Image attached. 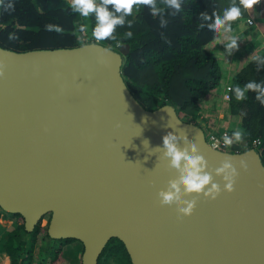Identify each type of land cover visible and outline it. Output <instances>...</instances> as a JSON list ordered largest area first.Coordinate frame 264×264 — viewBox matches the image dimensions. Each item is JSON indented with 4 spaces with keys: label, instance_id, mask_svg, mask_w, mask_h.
<instances>
[{
    "label": "water",
    "instance_id": "95a60500",
    "mask_svg": "<svg viewBox=\"0 0 264 264\" xmlns=\"http://www.w3.org/2000/svg\"><path fill=\"white\" fill-rule=\"evenodd\" d=\"M129 43L0 45V207L32 231L112 238L132 264H264V162L213 147L174 104L144 106L123 73Z\"/></svg>",
    "mask_w": 264,
    "mask_h": 264
},
{
    "label": "trees",
    "instance_id": "16d2710c",
    "mask_svg": "<svg viewBox=\"0 0 264 264\" xmlns=\"http://www.w3.org/2000/svg\"><path fill=\"white\" fill-rule=\"evenodd\" d=\"M248 7L249 0H0V45L26 50L98 40L117 48L127 42L122 73L136 98L148 108L171 102L183 119H204L208 129L201 109L226 78L210 45L222 35L224 19L247 21ZM230 83L223 107L238 127L228 132L239 150L259 138L264 162V50L237 66ZM0 209L17 217L11 227L0 222V251L10 264H80L62 262L60 245L79 240L49 236L41 221L27 230L20 213ZM113 256L132 264L119 238L107 243L99 264H115Z\"/></svg>",
    "mask_w": 264,
    "mask_h": 264
},
{
    "label": "rangeland",
    "instance_id": "374dc122",
    "mask_svg": "<svg viewBox=\"0 0 264 264\" xmlns=\"http://www.w3.org/2000/svg\"><path fill=\"white\" fill-rule=\"evenodd\" d=\"M249 11L252 14L256 15V16L253 15L254 19H255V23H256V21H258V23L261 24V27H262V28H260V26L258 24H256L257 25L256 30L258 29L259 33L256 32L258 34V36L257 35L252 36L253 39L251 42V46H253V45H258L260 42L264 41V31H263V28H264V0H249ZM260 14H261V17L259 16ZM257 15H258V18H257ZM253 16H252V18H253ZM229 20H232V19H229ZM225 22H227V23L223 24V27L225 28V32H224L223 36L218 37V39H222V40L219 41L217 44H213V42H212V44L210 46L216 54H219L218 56L220 58L219 60L221 62V66L229 74L230 72L233 73L236 70L235 63L237 62V60L235 59V53L234 52L238 50L240 52V55H237L236 58H240L243 56L244 51L246 49H248L247 43H244V45L242 46L241 38H244V36H245V38H250V33L248 30H245V31L237 30L236 26L235 27L230 26V28H228L227 24L230 22L228 20ZM233 23H234V25H237L236 22H233ZM218 99L220 101V104H218V106H222L221 101H223L224 99H222V100L220 98H218ZM212 103H213V101L212 102L209 101L206 105L213 106V108L215 109V106ZM215 105H217L216 102H215ZM208 106L201 109L202 114L206 118H209L210 123H209L208 129H217V130H222V131L228 132L229 128H231V129L236 128V127H234V126H236L234 120H231V118L228 121L226 119H223L224 113L222 115H219V116H216L213 113H211V114L207 113L208 109L210 108V107L208 108ZM219 120H220V124H219ZM200 121H202V120L200 119ZM200 121H197V122L202 124ZM223 123H224V125H222ZM229 123H230V125H228ZM205 124L206 123L202 124V126L205 128V131L207 133V126ZM222 127H224V128H222ZM2 213L4 214V216L2 215ZM9 216L13 217V218L5 217V212H3L0 209V222L7 223V225L13 224V221L15 219H17V217L11 216V215H9ZM46 219H47L46 217H44L42 219V221H41L42 225H46V221H47ZM77 243H79V242H77ZM79 244H81V243H79ZM60 245L62 246L61 247L62 252H64V253L68 252V250L64 248L66 243H64L63 245L62 244H60ZM80 250L78 253H81ZM124 254H125V252H124ZM0 257L5 261L6 255L4 253H2V255L0 254ZM3 260H1V263L5 264ZM112 260L115 264H118V262L116 261V258L114 256L112 257ZM61 261L63 262L64 258ZM65 262L67 263V261H65ZM53 263H55V261Z\"/></svg>",
    "mask_w": 264,
    "mask_h": 264
},
{
    "label": "crops",
    "instance_id": "0c3cea01",
    "mask_svg": "<svg viewBox=\"0 0 264 264\" xmlns=\"http://www.w3.org/2000/svg\"><path fill=\"white\" fill-rule=\"evenodd\" d=\"M248 9H249V7H248ZM248 17H252L253 15L255 16V14H252L251 12H249L248 11ZM254 16H253V18H254ZM248 17H247V21H246V19H241V20H238V19H235V20H229V19H231V18H228V19H224L223 20V22H222V28H223V31H222V35L221 36H223V34H224V32H225V28L223 27V24H225V23H227V22H225V21H229L230 23H228L227 24V26H228V28H230V26H236V29L237 30H243V31H245V30H248L249 31V33H250V38H245V36H244V38H241V43H242V46L244 45V43H247L248 44V49H246L245 51H244V53H243V56L242 57H240V58H236V56L237 55H240V52L237 50V51H235L234 53H235V59L237 60V62L235 63V66H236V68H237V66H239L241 63H243V62H245L246 60H248V59H250L252 56H254V55H256V54H258V53H260V52H262L263 50H264V41L263 42H260L258 45H253V46H251V42H252V39H253V37L252 36H254V35H257L258 36V34L257 33H259V30L257 29L256 30V24H258L259 26H260V28H262L261 27V24H259L258 23V21H256V23L254 24V23H249V21H248ZM233 22H236L237 23V25H234V23ZM252 25V26H251ZM251 26V27H250ZM250 27V28H249ZM257 32V33H256ZM252 37V38H251ZM245 39V40H244ZM222 39H216L214 42H213V44H217L219 41H221ZM250 41V42H249ZM217 56L219 55V54H216ZM219 57V56H218ZM220 59V58H219ZM224 71H225V69H224ZM231 73V72H230ZM228 74V72L227 71H225V82H224V86H222V87H219L218 88V91H217V93H216V95L214 96V97H211V98H209L208 100L209 101H213V103L212 104H214V106H215V109L213 108V106H208V111H207V113H209V114H211V113H213V114H215L216 116H219V115H222L223 113H224V116H223V119H226L227 121L229 120V119H227V117H226V114H225V112H224V97H223V92H224V89L226 88V86H227V84L228 83H230V80H231V76H232V74L234 73H231V74ZM222 89V90H221ZM218 98H220L221 100L222 99H224L223 101H221L222 103V106H218V103L220 102L219 101V99ZM207 100V103L209 102ZM215 102L217 103V105H215ZM206 103V104H207ZM218 106V109H216V107ZM205 107V106H204ZM203 107V108H204ZM217 118V117H216ZM208 119V118H207ZM203 120V122L202 123H205V121H204V119H202ZM231 120H234V119H231ZM235 121V124H236V126H234V127H238V121L237 120H234ZM219 124H220V120H219ZM222 125H224V123L222 124ZM228 125H230V123L228 124ZM221 126V125H220ZM5 217H9V218H13V217H10L9 215H7L6 216V214H5ZM3 225L5 226V227H11L12 226V224H10V225H7V223H3ZM79 243H81L80 241H78ZM79 243H77V241H75V242H68V243H66V245L64 246V248L65 249H67L68 250V252H66V253H64L63 254V258L65 259V261H67L68 263H71L72 262V260L74 261V260H79L80 259V256H81V253H78L79 252V250L82 252V244H79ZM2 253H4L5 255H6V258H5V261L0 257V264H2L1 263V260H3L4 261V263L5 264H10V261H9V256H8V254H6L5 252H2ZM2 253H1V251H0V254L2 255Z\"/></svg>",
    "mask_w": 264,
    "mask_h": 264
},
{
    "label": "built area",
    "instance_id": "2783aa9c",
    "mask_svg": "<svg viewBox=\"0 0 264 264\" xmlns=\"http://www.w3.org/2000/svg\"><path fill=\"white\" fill-rule=\"evenodd\" d=\"M75 2V0H70ZM249 23H254L255 19L251 16L248 17ZM230 90H231V83H228L226 88L223 92V97L225 100L230 98ZM206 138L208 142L215 148L223 149V150H239L235 148V138L229 134L227 131L217 130V129H207ZM260 143L259 138L253 139V146L256 147L257 144ZM4 216V214L2 213Z\"/></svg>",
    "mask_w": 264,
    "mask_h": 264
}]
</instances>
